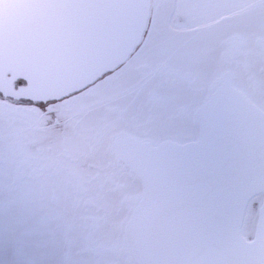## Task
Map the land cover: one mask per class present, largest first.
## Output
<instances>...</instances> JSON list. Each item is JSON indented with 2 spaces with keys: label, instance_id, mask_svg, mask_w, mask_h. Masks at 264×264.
I'll use <instances>...</instances> for the list:
<instances>
[{
  "label": "rangeland",
  "instance_id": "374dc122",
  "mask_svg": "<svg viewBox=\"0 0 264 264\" xmlns=\"http://www.w3.org/2000/svg\"><path fill=\"white\" fill-rule=\"evenodd\" d=\"M226 83L264 112V0L203 22L182 19L174 0H151L128 58L57 113L59 123L73 117L77 129L92 128L80 150L56 142L53 157L49 147L28 150L36 127L0 100V264H138L128 221L153 198L135 175L113 167L105 136L117 125L152 147L194 141L208 101ZM79 152L81 165L71 162ZM263 199L256 193L246 205L247 240L257 235Z\"/></svg>",
  "mask_w": 264,
  "mask_h": 264
},
{
  "label": "water",
  "instance_id": "95a60500",
  "mask_svg": "<svg viewBox=\"0 0 264 264\" xmlns=\"http://www.w3.org/2000/svg\"><path fill=\"white\" fill-rule=\"evenodd\" d=\"M151 0H0V93L33 102L79 91L122 64L141 40ZM125 167L152 196L128 221L138 264H264L241 223L264 193V112L228 83L199 137L159 147L121 143Z\"/></svg>",
  "mask_w": 264,
  "mask_h": 264
},
{
  "label": "flooded vegetation",
  "instance_id": "af4514ba",
  "mask_svg": "<svg viewBox=\"0 0 264 264\" xmlns=\"http://www.w3.org/2000/svg\"><path fill=\"white\" fill-rule=\"evenodd\" d=\"M70 95H73V93L55 100H47L45 102H33L26 99H14L9 96L6 97L1 95L0 93V100L1 102L5 103L7 106L10 103H12L15 106V108L18 109V111L28 113L30 123L33 124L34 127H36L35 131H33L32 133L33 135L32 137L34 139L32 143H30L31 144L30 147L27 149L29 150L32 146L35 148L36 151V148H42L44 150L46 149V147H49L50 150H46V151L49 157L51 156L53 157V153L51 151V145L54 142L60 144V147H66V150L69 151L80 150L85 147V143L88 137V135L86 134L87 130L92 129L90 127H85L84 125H82L80 129H77L80 119L78 118L74 120L73 117L72 118L67 117L65 119L62 118L60 122L62 126L66 129V131L60 130L59 128L60 123L58 119L59 115L57 113L60 110L63 112L64 110L69 108L68 107L69 102L65 99L68 98V96ZM62 101H64V104L62 103ZM72 120L76 121L73 123V125L71 124ZM67 127L73 128L74 130L70 131L67 129ZM127 131L131 132L130 128L127 129L125 127L123 131V128L117 129V125H116L113 126L112 132H107V135L105 136V142L108 139L107 142L111 144V146L113 145L112 148L110 149L111 154L109 156L112 158V161L110 163L113 165L114 168L116 166H122L120 174H127L126 172H124L127 170V172L130 173L129 175L131 177H133L132 175H135L141 183L142 192L148 195V192L144 189L140 177L135 173H133L130 169L125 167L126 162L122 159L121 154L119 153L120 144L117 143H119L120 138H122L121 140H128L139 146H147V147H152V146H148L142 143H137L134 140L127 138L126 135L127 133L123 134ZM154 148H156V146H154ZM85 156L86 155L82 154V152H79L76 159H72L71 162L81 165L80 162L82 159L85 158ZM79 157L80 159H78ZM45 159H49V158H45Z\"/></svg>",
  "mask_w": 264,
  "mask_h": 264
},
{
  "label": "crops",
  "instance_id": "0c3cea01",
  "mask_svg": "<svg viewBox=\"0 0 264 264\" xmlns=\"http://www.w3.org/2000/svg\"><path fill=\"white\" fill-rule=\"evenodd\" d=\"M255 1L260 0H174V8L185 21L203 22L254 5Z\"/></svg>",
  "mask_w": 264,
  "mask_h": 264
}]
</instances>
